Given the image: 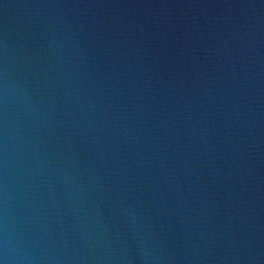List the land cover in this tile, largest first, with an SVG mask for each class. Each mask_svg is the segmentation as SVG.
I'll use <instances>...</instances> for the list:
<instances>
[{"label":"water","instance_id":"obj_1","mask_svg":"<svg viewBox=\"0 0 264 264\" xmlns=\"http://www.w3.org/2000/svg\"><path fill=\"white\" fill-rule=\"evenodd\" d=\"M0 264H264V0H0Z\"/></svg>","mask_w":264,"mask_h":264}]
</instances>
